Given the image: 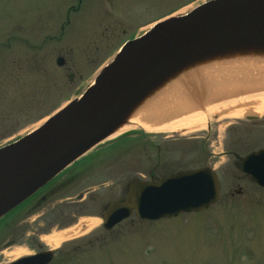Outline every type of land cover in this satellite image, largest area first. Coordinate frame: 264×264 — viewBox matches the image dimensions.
<instances>
[{"label":"rangeland","instance_id":"rangeland-1","mask_svg":"<svg viewBox=\"0 0 264 264\" xmlns=\"http://www.w3.org/2000/svg\"><path fill=\"white\" fill-rule=\"evenodd\" d=\"M209 1L0 0V148L81 96L124 44L151 37L159 24ZM201 53L219 61L243 58V65L261 67L264 34L222 39L194 56ZM58 57L64 59L62 67L56 65ZM202 59L197 66L215 83ZM118 122L115 117L111 123ZM203 124L167 134L136 126L95 144L83 154L87 158L80 156L81 162L73 161L54 178H75L56 196L71 199L48 201L24 218L21 208L36 190L0 217V264L49 249L40 235L76 225L82 217L98 222L54 249L52 264H264V189L238 169L242 157L264 149V112L233 118L215 114ZM205 166L217 172L220 182V199L207 210L153 222L132 215L110 231L94 216L96 208L123 197L138 175L145 179ZM14 215L19 220L6 228Z\"/></svg>","mask_w":264,"mask_h":264},{"label":"water","instance_id":"water-1","mask_svg":"<svg viewBox=\"0 0 264 264\" xmlns=\"http://www.w3.org/2000/svg\"><path fill=\"white\" fill-rule=\"evenodd\" d=\"M157 29L151 37L126 43L81 96L39 128L0 148V210L23 200L30 190L49 180L53 175L46 178L94 140L140 89L174 63L222 39L264 34V0H210L178 21L159 24ZM56 64L62 67L64 59L58 57ZM72 77L70 74L69 80ZM259 91H264V84L230 91L216 102ZM240 168L264 188V149L244 156ZM219 198L218 175L209 166L150 182L137 180L129 185L124 200L107 206L103 227L110 230L132 213L147 221L198 213ZM52 256V251H43L10 264H48Z\"/></svg>","mask_w":264,"mask_h":264},{"label":"bare ground","instance_id":"bare-ground-1","mask_svg":"<svg viewBox=\"0 0 264 264\" xmlns=\"http://www.w3.org/2000/svg\"><path fill=\"white\" fill-rule=\"evenodd\" d=\"M188 12L184 11L177 14L171 22L182 19L191 11ZM199 58H203L202 60L207 64L208 76L212 81L214 79L215 83L214 81L210 82L197 66L196 60ZM224 59L219 61L218 58L212 59L210 56L201 53L171 65L140 89L115 114V117L119 119L118 124L112 125L108 122L107 126L103 127L94 140L82 147L46 179L55 175L73 161H78V158L95 144L113 139L136 126L149 133L188 132L194 128L202 127L207 117L215 114L223 118H233L245 112L255 114L264 112V91L216 102L224 94L230 92L229 89L237 87L243 89L248 86L257 87L263 85L262 82H264L261 81L264 80V66L251 67L248 66L249 64L247 66L246 64L243 65L245 63L243 58L241 60L230 59L229 61ZM246 67H251L253 70H247ZM33 191V189L30 190L27 195H30ZM19 201L16 200L1 209L0 216ZM97 222L98 220L82 217L76 225L65 229H54L48 234L40 235L39 240L49 249L54 250L65 242L81 237Z\"/></svg>","mask_w":264,"mask_h":264},{"label":"flooded vegetation","instance_id":"flooded-vegetation-1","mask_svg":"<svg viewBox=\"0 0 264 264\" xmlns=\"http://www.w3.org/2000/svg\"><path fill=\"white\" fill-rule=\"evenodd\" d=\"M238 169L241 171L240 161H239ZM176 172H174V173H176ZM167 175L168 174H161V175L150 174L145 179L147 181H152V180H157V179H159L161 177H164V176H167ZM142 177L144 178L145 176L138 175V177H136L132 182H130L128 184V187H129V185L131 183L135 182L138 179H141ZM55 178H57V177H55ZM74 180H75V178H73L71 176H68V177L64 176V177H61L59 179H54L53 178L51 181H49L48 183H46L45 185L40 187L38 189L37 193H35L33 199H30V200H28L26 202L24 201L23 207L21 208L22 212H24L23 213L24 214L23 217L25 218L26 217L25 215H32V213H34L35 211H38L39 207H41L43 204L47 203L48 201H53L54 203H57V202H61L64 199H71V198H68V197H56V196L60 192H62L63 190L67 189V187L70 186ZM128 187L126 188L125 193L127 192ZM124 196H125V194L123 195V197H120L117 200H113L111 202L122 201L124 199ZM83 198H84L83 194H78L77 195V200L78 201H82ZM91 202H93V203L95 202V201H93V198H91ZM109 203H106L101 209H97L96 208V212H95L96 214H94V216L95 217H100L102 219L103 215H104V212H105V210L107 208V205ZM16 220L17 221L19 220V216H15L14 215V216L10 217L8 223L6 224V225H8L6 228H9L10 227L9 225L12 224V222H15ZM101 227H102L103 230H105L102 225H101ZM105 231H107V230H105ZM44 250H46V249H44ZM44 250H37L33 254H36V253L44 251ZM33 254H30V255H27V256H31ZM55 259H56L55 258V253L53 252V257H52V261H51L50 264H52Z\"/></svg>","mask_w":264,"mask_h":264},{"label":"trees","instance_id":"trees-1","mask_svg":"<svg viewBox=\"0 0 264 264\" xmlns=\"http://www.w3.org/2000/svg\"><path fill=\"white\" fill-rule=\"evenodd\" d=\"M14 210H15V209H14ZM7 226H8V225H7ZM7 226H6V227H7ZM9 226H10V225H9Z\"/></svg>","mask_w":264,"mask_h":264}]
</instances>
